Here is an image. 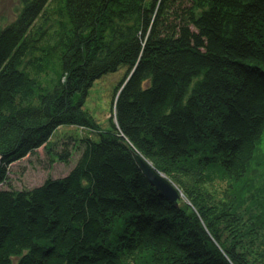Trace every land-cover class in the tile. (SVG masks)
Segmentation results:
<instances>
[{"label":"trees","instance_id":"1","mask_svg":"<svg viewBox=\"0 0 264 264\" xmlns=\"http://www.w3.org/2000/svg\"><path fill=\"white\" fill-rule=\"evenodd\" d=\"M119 71L105 129L84 105ZM263 144L264 0H21L0 23V264H264ZM41 147L77 162L3 187Z\"/></svg>","mask_w":264,"mask_h":264},{"label":"rangeland","instance_id":"2","mask_svg":"<svg viewBox=\"0 0 264 264\" xmlns=\"http://www.w3.org/2000/svg\"><path fill=\"white\" fill-rule=\"evenodd\" d=\"M21 0H0V23L11 21L14 16V11L17 9ZM123 71L104 75L96 80L89 91L86 98L84 109L88 111L94 119L105 129L109 128V120L112 117V108L114 102L115 89L118 86ZM46 74L41 75L45 77ZM40 76V77H41ZM76 127H60L55 134L58 137L56 142L67 140V136L72 131H77ZM82 134L88 131L79 129ZM88 134V133H87ZM54 141V139H53ZM55 142V141H54ZM264 147V144H263ZM79 154H74L69 163L53 162L45 147L39 148L32 154L25 158L14 162L10 166L9 179L3 185L5 188L13 187L16 189L32 188L44 183L48 178H63L69 174L73 166L77 162ZM219 190L217 192L223 195L226 184L224 182L216 181Z\"/></svg>","mask_w":264,"mask_h":264},{"label":"water","instance_id":"3","mask_svg":"<svg viewBox=\"0 0 264 264\" xmlns=\"http://www.w3.org/2000/svg\"><path fill=\"white\" fill-rule=\"evenodd\" d=\"M132 155L142 174L158 191L172 201L180 197L181 193L178 191V187L163 173L156 170L150 161L135 151L132 152Z\"/></svg>","mask_w":264,"mask_h":264}]
</instances>
